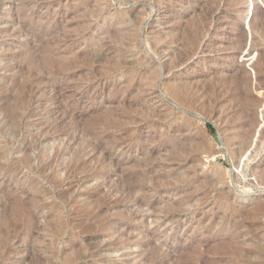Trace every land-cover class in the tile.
<instances>
[{"label": "rangeland", "instance_id": "obj_1", "mask_svg": "<svg viewBox=\"0 0 264 264\" xmlns=\"http://www.w3.org/2000/svg\"><path fill=\"white\" fill-rule=\"evenodd\" d=\"M263 78L264 0H0V264H264Z\"/></svg>", "mask_w": 264, "mask_h": 264}, {"label": "bare ground", "instance_id": "obj_2", "mask_svg": "<svg viewBox=\"0 0 264 264\" xmlns=\"http://www.w3.org/2000/svg\"><path fill=\"white\" fill-rule=\"evenodd\" d=\"M248 3V2H247ZM249 6L250 3L248 4ZM210 9V8H209ZM204 17V16H203ZM202 19V17H201ZM227 19V18H226ZM198 20V19H197ZM189 27V26H188ZM261 28V27H260ZM183 32V31H182ZM181 32V33H182ZM208 34V33H207ZM181 35V34H180ZM197 37V36H196ZM192 39V38H191ZM178 40V39H177ZM192 42H194V39L192 40ZM191 42V43H192ZM237 43L239 45L242 44V39H239V41H237ZM183 46V45H182ZM182 53V52H181ZM177 55V54H176ZM180 55V54H179ZM189 58V57H188ZM179 59V58H178ZM181 62V61H180ZM183 63V62H182ZM240 75V73L238 74ZM241 76V75H240ZM239 76V77H240ZM237 77V76H236ZM241 78V77H240ZM264 79V78H263ZM241 85V84H240ZM209 86V85H208ZM185 87V86H184ZM180 88V85L176 84L174 85V87L172 88L171 92L174 96H177V91L176 90H179ZM198 88V87H197ZM234 88V87H233ZM236 88V86H235ZM211 88H209L210 90ZM185 90V89H184ZM236 93H240L238 91V89L236 88ZM201 91V90H200ZM186 92V91H185ZM210 92V91H209ZM181 94V93H180ZM179 94V95H180ZM205 98V97H204ZM239 99V105H238V108H237V117H236V120L238 121L239 125H240V132H238L237 135L235 136H239V142L241 143L239 148H238V153H241L243 152L244 150H246L249 146V141H250V138L251 136L253 135V132H254V126H253V122H254V118L252 116H250V114H248V110L250 109L251 106H254L255 103H256V100L252 97H250L249 95H243L241 94V97L238 98ZM212 101V100H211ZM180 102V101H179ZM194 102V101H193ZM200 104V103H199ZM236 151V150H235ZM242 155V154H241ZM200 157H202L200 155ZM202 159V158H201ZM206 160V159H205ZM204 161V160H203ZM263 168V167H262ZM255 171V170H254ZM203 177V176H202ZM202 179V178H201ZM261 179H264V171L261 173ZM264 181V180H263ZM212 184V183H210ZM209 184V185H210ZM29 205V204H28ZM264 206V204L260 203L258 204L256 207H255V210L256 211H259L262 207ZM34 215V214H33ZM52 225V224H51ZM250 249V248H249ZM252 249V248H251ZM258 251H263L264 252V249L258 247ZM232 253V252H231ZM250 254V253H249ZM251 257V256H250ZM261 256H258V258H260ZM243 260V259H242ZM252 260V259H251ZM254 261V260H253ZM262 261V260H260ZM254 263V262H253ZM257 263V262H255ZM236 264V263H235Z\"/></svg>", "mask_w": 264, "mask_h": 264}]
</instances>
